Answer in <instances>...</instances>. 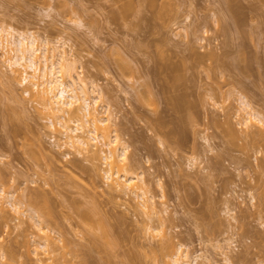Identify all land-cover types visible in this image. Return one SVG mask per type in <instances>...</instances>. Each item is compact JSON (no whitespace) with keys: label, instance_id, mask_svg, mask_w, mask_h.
I'll use <instances>...</instances> for the list:
<instances>
[{"label":"rangeland","instance_id":"1","mask_svg":"<svg viewBox=\"0 0 264 264\" xmlns=\"http://www.w3.org/2000/svg\"><path fill=\"white\" fill-rule=\"evenodd\" d=\"M0 26L65 43L75 74L103 91L96 102L114 113L129 170L143 172L162 217L111 189L97 154L107 146L81 154L65 143L0 47V187L46 217L60 245L42 247L29 212L6 203L0 264H171L165 239L193 264H264V126L246 127L238 100L264 115V0H0ZM210 51L227 61L223 74L195 61ZM78 105L71 125L85 120Z\"/></svg>","mask_w":264,"mask_h":264},{"label":"bare ground","instance_id":"2","mask_svg":"<svg viewBox=\"0 0 264 264\" xmlns=\"http://www.w3.org/2000/svg\"><path fill=\"white\" fill-rule=\"evenodd\" d=\"M132 8V3H128L126 8L122 9V13L127 14ZM64 44L65 43L61 41H52L46 36L40 39L33 31L27 33L19 32L13 26H0V47L4 50L6 62L11 67L14 75L16 73H21L22 83L28 84V87L32 86L35 89V91H32V96L36 98L38 102L43 105V108L47 110V113H49L48 120L51 126L56 127L59 125L60 133L66 137H64V139H66L65 143L75 148L76 151L81 154L91 152L93 150L92 147L98 145V142L107 146L108 151L102 148L97 154L101 156L102 159L104 158L107 164L110 165L109 169L106 170V178H111L112 180L110 183L112 184L111 189L116 191V193L118 192V194H133L135 198L143 199L141 203L145 206L141 205L146 208L148 207L150 211L142 209L141 206L140 208L147 214V217H149L150 220H154L156 217L162 219L160 211L152 205L153 203H149L152 201L151 199L153 197L148 196L147 198V190L143 185L137 182V180L141 182L145 181L143 172L131 173L129 170L132 161L128 151L129 145L123 143L121 137L123 131L117 128V122L113 120L114 113L108 106L96 102L103 100V91L98 84L92 82L88 85L80 76L75 74L73 65L68 64L67 51ZM203 54L204 55H199L196 52L193 53L195 61L198 64L207 63L210 66L213 65L215 72L218 70L223 74L222 70H225V67L228 66L225 65L227 61L225 60V62L223 60L225 58L216 51ZM247 68L248 65L244 66L243 71H247ZM231 93L232 92H230V94ZM179 97H177L178 99L174 97L179 103H177V106L182 105V103L180 104L181 101H186ZM238 100L242 103L239 110L242 112L244 109L241 122L249 128L258 126V123L261 127L264 126V115L254 108L249 102L250 99L248 96L241 93ZM77 103H79L77 109L83 112V118H85V120L82 121L83 119L78 116L74 119L75 125H71L70 121L72 118L68 117V115L71 114L72 109ZM95 103L96 105L94 106ZM101 106L105 108L103 110L99 109ZM178 107L181 108V106ZM103 113H105V116H103ZM113 124H116V126H112ZM119 130L122 132L120 133ZM259 131L262 133L261 130ZM226 132L229 133L227 135L230 137L231 141L237 140L238 133L233 126L229 127ZM254 133L256 134L259 132L254 131ZM23 194L25 195L24 191ZM16 198L14 191L0 187V213L4 214V211L6 212V210H8L5 207L9 204L15 209V212L18 213L22 211L20 207L24 204L21 202L23 199L17 201ZM262 198H264V193ZM26 211L27 213L29 212V216L34 222L33 225H36L35 227L38 228V230L40 229V233L42 232V235H39L42 239L38 241L40 242L39 244L48 251L57 250L60 245L58 246V244L51 239L52 235L48 233V231L52 228L44 224V221H47L46 217H42L38 214L37 210L31 206L30 208H25L21 213L24 214ZM103 233V235L106 236L108 232L103 230ZM168 240L170 242L165 239V242H162L164 244L161 243L162 245L160 247H162L161 250H163L166 245V250L167 244H171H168L170 253L166 250L169 254L166 253L165 250L163 251L165 253L164 255L167 254L170 260L172 259L170 261L171 264H173V262L174 264H193V261L198 259L197 255L192 257L189 250L183 248V243H173L171 239ZM169 246L171 249H169ZM228 261H230L229 257Z\"/></svg>","mask_w":264,"mask_h":264}]
</instances>
